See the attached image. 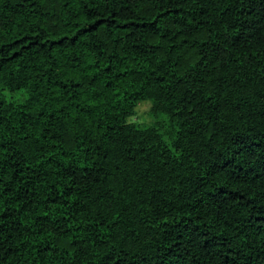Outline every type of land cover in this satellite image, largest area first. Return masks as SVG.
I'll return each instance as SVG.
<instances>
[{
	"label": "trees",
	"instance_id": "trees-1",
	"mask_svg": "<svg viewBox=\"0 0 264 264\" xmlns=\"http://www.w3.org/2000/svg\"><path fill=\"white\" fill-rule=\"evenodd\" d=\"M0 264H264V0H0Z\"/></svg>",
	"mask_w": 264,
	"mask_h": 264
},
{
	"label": "rangeland",
	"instance_id": "rangeland-1",
	"mask_svg": "<svg viewBox=\"0 0 264 264\" xmlns=\"http://www.w3.org/2000/svg\"><path fill=\"white\" fill-rule=\"evenodd\" d=\"M5 96L8 100L21 102L25 98V93H10L5 92ZM151 103L149 101H142L135 107L134 115L130 118H134L137 127L144 128L149 126H156L159 128L164 140L169 142V134L172 133V127L170 126L169 119L164 116H154L150 112Z\"/></svg>",
	"mask_w": 264,
	"mask_h": 264
},
{
	"label": "clouds",
	"instance_id": "clouds-1",
	"mask_svg": "<svg viewBox=\"0 0 264 264\" xmlns=\"http://www.w3.org/2000/svg\"><path fill=\"white\" fill-rule=\"evenodd\" d=\"M126 123H128V124H134V123H136V121L134 120V118H129V119L126 121Z\"/></svg>",
	"mask_w": 264,
	"mask_h": 264
}]
</instances>
